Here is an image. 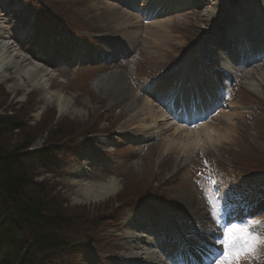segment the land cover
I'll list each match as a JSON object with an SVG mask.
<instances>
[{
  "label": "rangeland",
  "instance_id": "obj_1",
  "mask_svg": "<svg viewBox=\"0 0 264 264\" xmlns=\"http://www.w3.org/2000/svg\"><path fill=\"white\" fill-rule=\"evenodd\" d=\"M194 1L195 8L190 10L189 14L180 18L175 15L168 20L167 27L170 31L165 39L156 37L158 42L148 44L150 48L147 41L139 39L131 45L129 51H132V54L121 62L111 65L101 63L104 60L100 58L101 62L89 66L87 59L95 58V52L100 54L104 51L99 42L102 40L92 38L93 35L100 39L116 38L118 42L124 41L115 36V29H110L107 25L109 12L102 1L12 0L15 11L5 13L0 9V13L6 15L7 20L3 36L25 56L28 54L48 65L51 74L50 89L61 92L72 100L75 107L82 110L80 116H73L68 111L60 113L54 104L44 105L40 89L25 92L17 85L14 77L5 78L0 83V116L8 117L24 109L26 125L30 128L28 131L43 125L46 132L55 126L60 129L58 144L56 140L48 139V133L37 136L31 145L32 149H40L43 141L50 146L56 144L58 147H53L51 153L52 157L57 159L56 165H39L30 160L33 161L32 166L30 162L25 161L27 158L25 153H22L25 158H21L20 162L24 168L20 169L27 171L35 182L46 183L50 190L48 197L55 199L54 203L58 206V210L54 212H60L62 216L69 218L71 223L67 232L58 231L56 236L59 238L69 235V241H72L70 245L84 248L79 251L76 248L77 253L66 249L61 254L36 255L33 264L113 262L116 256L125 251L120 240L124 232L120 218L130 220L132 212H137L138 208L144 206L149 207L150 212L156 214L154 216L163 219H168L167 215H163L166 210L168 216L175 219L186 233L194 231V218L191 210L180 199L181 193H186L202 210H208L210 213L207 216L212 223L218 222L219 205L223 202L216 204L208 183L201 178L200 173L222 177L230 187L226 192L231 191L233 185L238 188L240 183L251 186V182L264 181V86L261 96L248 91L242 81L229 89V100L245 108V112L236 119L238 125L235 136L238 137L234 138L229 147L222 143L214 148L194 151L173 174L170 173L178 156L177 150L161 152L158 146L160 139L150 140L148 131H140L136 124H132L127 107L128 97H117L116 91L110 87L103 93L93 89V82L98 77L120 73L127 81L129 92L139 97V89H142L143 83L151 80V84L156 77L159 78L163 74L172 75L176 70L174 64L179 58L187 55L195 56L194 59L200 61L204 78L209 75L220 82L225 81L226 74L221 75L223 68L212 51L215 45L213 34L206 28L214 25L216 28L226 26V21L230 18V9L224 8L227 0ZM209 2L212 5L216 3L214 18L204 21V10ZM230 2L234 6L243 7L240 13L255 23L256 27L264 28L257 15L261 11L259 2ZM95 4L98 5L94 7ZM15 21L27 27L32 25L35 40L27 36L20 42L14 41L12 25L16 24ZM59 28H63L65 32L72 31L74 39L62 37L58 34ZM198 40L199 53L196 56ZM68 41L72 43H67ZM80 47L84 49L82 55L78 54ZM78 57H81V60ZM131 77L142 81L141 88H132L129 82ZM14 116L17 117L18 114ZM214 121L216 119L212 120V123H218ZM1 134L2 140L10 149L23 138V134L16 131ZM137 141L142 143L137 144ZM94 143L102 150L106 145L104 150L109 151L102 157L91 156L90 150L97 147ZM79 144L84 145L79 147ZM76 148L82 155L73 156ZM91 157L89 162L87 158ZM205 161L211 163L210 169L205 167ZM110 179L117 181L119 189L109 198L92 204L81 200L82 197L78 193L81 187L106 183ZM221 234L219 231L220 237ZM258 239L264 241V238ZM246 264H264V243L259 245L256 254L247 260Z\"/></svg>",
  "mask_w": 264,
  "mask_h": 264
},
{
  "label": "bare ground",
  "instance_id": "obj_2",
  "mask_svg": "<svg viewBox=\"0 0 264 264\" xmlns=\"http://www.w3.org/2000/svg\"><path fill=\"white\" fill-rule=\"evenodd\" d=\"M167 1L171 0H148L149 6H153L156 9L160 8L159 6L165 4ZM256 1L261 4V11L257 14L259 22L260 24H264V0ZM138 2H140V0H138ZM215 4H208L205 8L203 16L204 21H209L214 18L216 10L214 8L216 6ZM97 5L98 4H95L93 6L95 7ZM105 7L109 12V17L106 20L107 25L110 29H115V36H119V39H124L125 44L128 47L134 45L139 39L144 42L147 41V46L148 44L153 45L154 41L158 42L156 37L165 39L166 36L169 35L170 29L167 27L168 20H166L167 18H165V15H159L156 17L149 12L147 18L151 17L149 19L151 21H149L150 23L145 27H142L140 16L137 13L123 11L109 3L106 4ZM144 21L147 20L144 18ZM5 24H7L6 15L0 13V83L5 78L10 79L14 77L17 85L25 92L40 89L43 93L42 98L44 105L54 104L60 113L68 111L71 112L73 116H80L82 110L75 107L70 98L65 97L59 91H52L50 89L49 81L51 74L49 73V70L41 67L39 64L31 62L23 53L16 49L15 45L13 46V44L3 36ZM234 31L236 32L237 28L233 29L231 31L232 33L226 32L227 36L229 37ZM239 36L240 34L237 33L236 37ZM150 38H153V40ZM232 55L234 57L236 56L235 53H232ZM190 68L192 69V72L189 74L190 78L188 79H199V77H201L200 73L193 65L191 56L187 58L182 67V75L188 74L185 71H188ZM263 71L264 69L259 72L254 70L252 73L247 72L242 75L240 79H242V83L248 91L257 95L261 93L264 86ZM233 73L235 74L236 72ZM182 81V79L179 80V82ZM157 86L165 87V91L162 93L169 96L171 86L167 85L165 81H161ZM109 87L116 91L115 95L117 97H122L124 95L128 96V108L131 115L130 118H132V124H136V127L139 128L140 131H148L152 136L160 137V144H158V146L161 152L167 153L168 151L170 152V150L173 151V149L177 150L178 156L175 158L174 168L170 174H173L178 167L182 166L184 161H186L194 151L208 147L214 148L222 143H226V146L229 147L234 138L238 137L235 136L238 125L236 119H238V116L241 114L238 113L239 107L229 102L227 98L222 101L220 97H215L218 102H223L225 105L223 108L220 107V111L214 116V119H216L214 122H218L217 124L202 121L196 124L195 127L189 129L183 127V125L178 127L171 125L164 114L155 108L154 102L148 101L141 96L137 97L132 95L129 92L128 86H126L122 74L114 73L109 76H100L93 82V89L99 93L108 91L107 89ZM213 87L217 88L218 84L215 82ZM207 101L206 104L208 107V105L212 104V101ZM214 101L215 99H213V102ZM160 102L162 103L163 101ZM118 189L119 185L117 184V181L115 179H110L106 183L84 185L78 190V193L81 195L82 201L92 204L109 198V196L113 195ZM179 197L191 210V215L197 226V236L202 242H206L208 246H210L209 239L216 237V227L206 217L205 211L202 210L199 205L194 204L192 199L189 198L186 193H181ZM153 223L156 224L159 222L155 221ZM131 225L132 224H128L126 227V233L123 237L125 241V251L119 256V264H162V262L158 260L156 253L151 249L153 241L157 239L156 232L151 229L142 232L139 231L135 224ZM159 225L160 226L156 228V231L159 230L160 232H157H159L162 237H169L170 235L166 233V224ZM169 228L170 226H168V229ZM175 232L176 230L174 229L171 234L175 239L176 245L167 241H164L163 244L160 243L161 247L164 248L169 256H173L178 247L183 245L182 239L178 236H173ZM152 234L156 239L153 236H150ZM197 246L202 247L200 245Z\"/></svg>",
  "mask_w": 264,
  "mask_h": 264
},
{
  "label": "trees",
  "instance_id": "obj_3",
  "mask_svg": "<svg viewBox=\"0 0 264 264\" xmlns=\"http://www.w3.org/2000/svg\"><path fill=\"white\" fill-rule=\"evenodd\" d=\"M15 114L0 116V264H33L34 255L61 254L66 249L75 253L76 248L70 245L69 235L56 236L58 231L67 232L71 223L69 218L59 211L54 212L58 206L54 203L55 199L48 197L50 190L47 184L35 182L19 166L22 155L34 139L46 131L45 126L28 131L30 128L26 125L24 109ZM13 131L21 132L23 138L10 149L2 140L1 133ZM48 133V139L52 138L58 144L60 129L55 126ZM53 147L58 146H45L37 157L45 159L48 153H52Z\"/></svg>",
  "mask_w": 264,
  "mask_h": 264
},
{
  "label": "snow or ice",
  "instance_id": "obj_4",
  "mask_svg": "<svg viewBox=\"0 0 264 264\" xmlns=\"http://www.w3.org/2000/svg\"><path fill=\"white\" fill-rule=\"evenodd\" d=\"M215 212L213 217L215 218ZM223 239L217 241L222 246L216 264H246L264 241L250 236L246 228L232 224L223 230Z\"/></svg>",
  "mask_w": 264,
  "mask_h": 264
}]
</instances>
